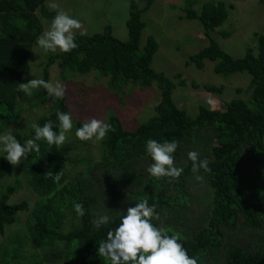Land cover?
<instances>
[{
    "label": "trees",
    "instance_id": "trees-1",
    "mask_svg": "<svg viewBox=\"0 0 264 264\" xmlns=\"http://www.w3.org/2000/svg\"><path fill=\"white\" fill-rule=\"evenodd\" d=\"M48 1L0 0V132H3L4 125L14 124L21 117L20 100L26 94L19 89V84L26 74L36 39L42 34L37 13L41 18L50 20L55 16L45 8ZM198 1L186 0L183 10L186 19L197 20L203 25L209 46L191 56L186 66L195 65L203 69L205 61H212L215 62L214 72L224 77L236 73L249 74L252 77V106L239 99L230 102L222 100L220 109L201 107L195 118L177 107L172 98L176 85L164 74L152 69V60L159 48L157 41L149 37L140 53L141 35L146 27L142 15L150 9L154 0H147L142 10L132 2L127 21V41L114 37L110 26L101 34L79 35L75 38L77 48L49 58L43 79L49 81V67L57 62L61 69L80 75L98 71L110 78L113 87L130 82L141 87L157 83L161 89V102L156 107L155 117L134 132L126 131L118 118L110 119L114 131L102 142L107 159L103 167L105 170L113 168L109 178L117 182L108 183L102 179L93 184L87 177L91 176L89 171L85 172V177L68 181L66 162L74 146H49L46 141H41L40 152H33L22 161L26 181L39 201L33 208L27 201L11 204V197L19 190L20 183L8 186L0 196V235L18 222L19 213L30 211L26 231L37 249H55L61 244L65 252L62 264H110L97 255V248L99 242L106 238L109 228L119 223L121 200L128 198L137 203L140 199L152 201V197H156L159 216L153 218V223L163 226L168 234L177 235L189 255L198 257L199 264H203L210 255L222 257L223 264H264V36L255 34L256 47L248 48L243 58L232 57L211 38V32L224 26L229 18L227 4L222 1L207 2L196 11L194 7ZM261 3L264 5V0ZM221 34L224 38L231 36L227 31ZM176 78L181 79V75ZM179 85L186 83L180 81ZM204 89L216 95L224 91L212 84L204 85ZM40 97L42 104L52 105L50 115L37 122L40 125L49 119L57 122V110L69 112L65 96L56 99L40 88ZM32 134L33 130L29 137L17 135L16 138L23 144ZM149 138L178 140L174 162L182 157L188 160L186 165L178 166L183 169L182 176L159 179L150 176L145 183L142 173H135L133 168L139 160H150L152 163L145 152V141ZM192 150L200 154V159L207 158L209 161L211 171L205 173L201 170L200 174L211 191L212 200L209 204L207 202L209 212L205 218L199 223L186 225L187 232H180L169 222L162 224V220L167 221L162 214L166 212V207L170 209L169 213L173 208L188 209L186 201L189 197L182 190L188 181L195 182L191 161L187 157ZM245 155H248L251 169L243 175L241 165ZM13 168L0 157V181ZM49 171L54 174L60 171V181L45 174ZM115 173L121 175L113 178ZM169 192V196L164 194ZM180 198L184 203H179ZM76 202L84 205L83 217L77 216L72 207ZM104 213L112 216L113 222L96 229L92 220ZM70 217L76 226L66 231L65 225ZM206 219L209 222L207 227ZM174 223L176 226L181 224L179 221ZM227 232H232L234 237L228 235V242L223 247ZM237 236H240V244L233 241ZM11 242L15 245L12 261L3 259L0 264L26 260L20 253L22 242L18 236ZM55 258L58 262L62 260L59 255ZM34 263L44 264L39 260Z\"/></svg>",
    "mask_w": 264,
    "mask_h": 264
},
{
    "label": "rangeland",
    "instance_id": "rangeland-1",
    "mask_svg": "<svg viewBox=\"0 0 264 264\" xmlns=\"http://www.w3.org/2000/svg\"><path fill=\"white\" fill-rule=\"evenodd\" d=\"M219 1L227 4L229 18L224 26L211 32V38L218 42L221 48L232 57L243 58L248 48L255 49V34L264 36V5L261 0H199L194 9L199 11L203 4ZM54 2L59 5L58 9H52L49 6V1L46 2L45 8L55 14L58 10H64L81 21L82 27L75 31V38L79 35L101 34L106 27L110 26L113 29L114 37L125 42L129 38L127 21L131 3L134 2L142 10L146 6L147 0H54ZM185 4L186 0H154L150 9L142 15L146 27L141 35L140 53L149 37H153L157 41L159 48L153 57L152 69L157 73L164 74L176 85L172 96L173 101L177 107L185 110L191 118H195L199 114L201 107L209 110L220 109L222 100L230 102L239 99L252 106V91L250 90L252 77L249 74L236 73L224 77L214 72L215 62L212 61H205L203 69H199L195 65L186 66V62L191 56L209 46V40L204 36L205 30L199 21L185 18L183 10ZM38 15L43 33L51 20L41 18L40 13ZM223 31L231 33V36L224 38L221 34ZM61 53L62 51L59 50L55 53L45 52L35 44L22 83H26L32 78L43 79L49 58ZM177 75H181V79H177ZM49 81L53 84L57 82L63 84L66 104L74 121L68 139L60 145V147L67 144L74 146V150L66 162V169L69 174L68 181L85 177V172L89 171L91 176L87 177L93 184L102 179L108 183L117 182L115 179L109 178L111 175L109 172L113 168L105 170L103 167V164L107 162L102 146L103 140L99 142L81 141L75 136V128L79 127L83 121L93 117L107 122L116 117L121 121L126 131L134 132L139 126L146 124L155 117L156 107L161 102L159 85L153 83L150 87H141L130 82L127 85L119 83L113 87L110 78L102 76L98 71L94 70L90 74L80 75L61 69L57 62L49 67ZM180 81H184L186 85H179ZM206 84L222 87L224 91L217 95L209 93L204 89ZM20 109V119L14 124L4 125L3 131L10 127L15 136H28L32 130L31 124L49 116L52 105L50 103L42 104L40 88H37L32 91L31 95H25V98L20 100ZM0 155L3 156L4 154L0 153ZM22 161L15 165L13 171L0 181V196L8 186L16 185L19 182L20 188L11 197L10 203L18 204L27 201L30 208H33L39 201V197L31 190L26 181L22 170ZM187 163L186 157L174 162L176 167ZM150 164V160H139L133 168L137 175L142 173L145 183L150 177L146 171ZM241 169L243 175L249 173L251 163L248 155L244 156ZM112 175L114 178L121 174ZM182 191L187 198L189 197L186 201L188 209L182 211L173 208L172 212L169 213L168 210L170 209L166 207L167 210L162 216L167 221L162 220V224L169 222L170 226H173L177 231L187 232L186 225L199 223L208 214L207 202L208 204L211 202L212 196L205 179L203 181L195 179V182L192 183L188 181ZM164 194L171 195L170 192ZM185 196L184 200L186 199ZM179 200V203H184L182 198ZM121 201L120 213L134 204L128 198ZM162 202L164 203L165 200ZM29 218L30 211L19 213L18 222L7 227L5 234L0 235V260L12 261L15 245L11 241L18 236L22 242L20 253L24 255L26 260L15 264H35L34 262L37 260L44 264H62L65 256L63 245L59 244L55 249L49 250L35 247L26 231ZM176 221L181 224L176 226L174 223ZM208 224L206 219V227ZM75 226L76 222L70 217L65 225V230L70 231ZM228 235L234 237L232 232H227L222 242L223 247L228 242ZM233 241L240 244V236H237V239L233 238ZM56 255L62 259L60 262L56 260ZM19 260L22 259L17 261ZM203 264H223L222 257L210 255L205 258Z\"/></svg>",
    "mask_w": 264,
    "mask_h": 264
},
{
    "label": "clouds",
    "instance_id": "clouds-1",
    "mask_svg": "<svg viewBox=\"0 0 264 264\" xmlns=\"http://www.w3.org/2000/svg\"><path fill=\"white\" fill-rule=\"evenodd\" d=\"M49 6L52 9L59 8L54 0H49ZM81 27L82 23L78 18L64 10H58L48 28L37 37L36 46L45 52L55 53L58 50L70 52L78 47L75 31ZM37 88H43L56 99L65 95V88L60 82L53 84L51 81L32 78L26 83L19 84V89L26 95H31ZM55 115L57 121L55 123L51 119L43 125L33 122L31 124L33 134L23 144L12 134V128L8 127L0 132V153L4 154L0 157L15 166L22 160H27L31 153H39L41 141H46L49 146H60L65 143L74 126L72 113L57 110ZM112 131L114 129L111 123L93 117L75 128V136L81 141L99 142ZM178 147L176 138L170 140L166 138L163 141L147 139L145 152L152 160L146 169L147 173L157 179L180 177L183 169L174 164V153ZM187 157L191 161V172L195 179L203 181L201 170L205 173L211 171L208 159H200V154L195 150L189 151ZM45 174L54 177L56 181L61 179L60 171L55 174L49 171ZM72 207L77 216L85 215L83 203H73ZM156 208V197H152L151 203L148 198L140 199L121 211L119 223L114 228H109L106 238L99 242L97 255L110 264H199L198 257L189 255L188 249L177 235H170L163 226L153 223V218L159 216ZM112 222V216L107 213L98 214L92 220L96 229Z\"/></svg>",
    "mask_w": 264,
    "mask_h": 264
},
{
    "label": "crops",
    "instance_id": "crops-1",
    "mask_svg": "<svg viewBox=\"0 0 264 264\" xmlns=\"http://www.w3.org/2000/svg\"><path fill=\"white\" fill-rule=\"evenodd\" d=\"M38 13H39V12H38ZM38 13H37V14H38ZM38 16H39V15H38Z\"/></svg>",
    "mask_w": 264,
    "mask_h": 264
}]
</instances>
